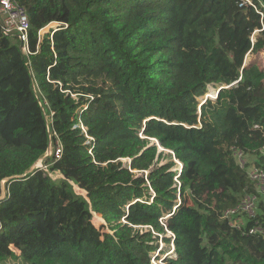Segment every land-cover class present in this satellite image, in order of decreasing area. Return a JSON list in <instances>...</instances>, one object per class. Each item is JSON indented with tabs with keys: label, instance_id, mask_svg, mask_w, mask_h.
<instances>
[{
	"label": "trees",
	"instance_id": "obj_1",
	"mask_svg": "<svg viewBox=\"0 0 264 264\" xmlns=\"http://www.w3.org/2000/svg\"><path fill=\"white\" fill-rule=\"evenodd\" d=\"M19 2L29 53L0 21V192L44 156L49 129L63 146L49 169L63 177L7 183L0 264H155L156 252L164 264H264V236L223 217L256 192L248 169H264V69L244 66L264 52V28L251 41L260 14L239 0ZM209 85L219 94L199 112ZM23 179L31 202L15 199Z\"/></svg>",
	"mask_w": 264,
	"mask_h": 264
},
{
	"label": "built area",
	"instance_id": "obj_2",
	"mask_svg": "<svg viewBox=\"0 0 264 264\" xmlns=\"http://www.w3.org/2000/svg\"><path fill=\"white\" fill-rule=\"evenodd\" d=\"M244 5L252 7L261 16L262 28L256 29L251 36V41L254 44L256 42V33H259L264 28V3L261 0H258V2L256 0H239V6L242 7ZM0 21L2 32L5 35H17L18 39L22 42L23 51L29 53L30 18L27 6L20 3L19 0H0ZM52 23L54 25L50 29L60 25L58 22ZM40 34L42 35V30ZM255 127L258 128L259 126L256 125ZM49 135L50 147L47 152V156L49 157L41 160L36 169L44 171L53 179H57L63 177V175L60 171L55 173L51 172L49 166L52 162L61 158L63 146L54 130L49 129ZM55 136L56 138L53 140ZM235 155L241 167H245L246 159L244 158L243 152L235 149ZM48 160H51V162H47ZM248 174L249 178L255 182L256 192L245 194L235 207L227 208L223 212V217L229 219V224L244 234L264 236V223L260 222V220H255L249 227L247 225L248 221L257 215L260 194L264 195V169L253 165L248 169Z\"/></svg>",
	"mask_w": 264,
	"mask_h": 264
},
{
	"label": "rangeland",
	"instance_id": "obj_3",
	"mask_svg": "<svg viewBox=\"0 0 264 264\" xmlns=\"http://www.w3.org/2000/svg\"><path fill=\"white\" fill-rule=\"evenodd\" d=\"M52 25H54V24H52ZM51 25V26H52ZM50 29V28H49ZM48 29V30H49ZM47 30V31H48ZM47 31H42V35L44 34V33H46ZM257 34L258 33H256V37H257ZM246 63H247V65L248 64H250V63H253V62H256L259 66H260V68H262V69H264V52L262 51V52H257V53H248L247 55H246V57H245V60H244ZM211 88H213V89H216V91H217V86L216 85H209L208 86V90H210ZM216 91H215V95H216ZM207 95H210V92H208V93H206L205 94V97H203V96H200V97H198L197 98V100L198 101H201V102H205L206 103V100H208V99H210V100H212L213 102L214 101H216V97H211V98H206L207 97ZM158 147H159V145H158ZM159 149H161V147H159ZM165 151V153H169L170 151L169 150H164ZM47 157H49V156H47ZM44 158V157H43ZM250 160H253V158H252V156H250V157H248ZM46 159V158H45ZM128 159L127 158H125V159H123V161H127ZM173 160H175V159H173ZM166 161H168V159H166V160H164V162H166ZM39 162H41V159H39V161H38V163ZM175 162L177 163V166L176 167H174L173 169H176V168H179L180 169V167L182 166V163L181 162H178V160H175ZM38 163H36V165H35V167H37V165H38ZM34 167V168H35ZM33 171V170H32ZM31 171V172H32ZM135 172H137V170L135 169ZM22 178H24V177H22ZM25 182V180L23 179V180H21L20 182H17L15 185H14V187L16 188L15 189V199H19L20 201H23V202H31L32 201V199H31V196L27 193V194H23L22 193V190L23 189H25L26 188V183H24ZM255 187H256V185H255ZM257 189V188H256ZM8 191H9V187H7V193H8ZM24 192H25V190H24ZM14 197V196H13ZM259 201H260V203H259V205H258V212L259 213H262V214H264V195L263 194H260V197H259ZM261 204H263V206H261ZM94 223L97 225V227H101L102 225H106V223H104L103 221H99L97 218H96V216H95V218H94ZM162 236H164V237H170L171 236V233L170 232H168L166 235H162ZM173 248L174 247V245L172 244V242H170V243H166L162 238H160V248L161 249H164L165 251L166 250H169L170 248ZM159 252H156V254L155 255H157ZM167 254H169V252L168 253H166V255ZM154 254H153V257H152V262L153 263H155V264H164V260H163V258L165 257V255L164 254H162V253H160V257H157V258H155L156 256H155ZM155 256V257H154ZM20 260H9V262L8 263H6V264H19L20 262H19ZM19 262V263H18Z\"/></svg>",
	"mask_w": 264,
	"mask_h": 264
},
{
	"label": "water",
	"instance_id": "obj_4",
	"mask_svg": "<svg viewBox=\"0 0 264 264\" xmlns=\"http://www.w3.org/2000/svg\"><path fill=\"white\" fill-rule=\"evenodd\" d=\"M247 65V63L244 61V66H246ZM228 87V86H227ZM220 88H226L225 86H222V87H220ZM218 94H219V89H217V91H216V98H217V96H218ZM206 98H208V97H206ZM209 98H211V97H209ZM207 101V100H206ZM205 102H201L200 103V106H199V112H201V105L202 104H204ZM153 141L157 144V145H159V147H161V149L160 150H165V148H163L162 147V145H161V143L157 140V139H153ZM49 147H50V144H49ZM49 147H48V149H49ZM47 152H48V150H47ZM45 153L44 154V158L43 157H41L40 159L41 160H43V159H45L46 157H47V155H48V153ZM170 152H172V151H170ZM39 161V160H38ZM38 161L36 162V163H38ZM36 163L28 170V171H26L25 173H23V174H21V175H14V176H11V177H6V178H4L2 181H1V192H0V201H2V200H4L5 199V197H6V194H7V183L8 182H10V180H14V179H18V178H22V177H24V176H26L28 173H32L35 169H36V167H35V165H36ZM40 163V162H39ZM38 163V164H39ZM35 167V168H34ZM33 170V171H32ZM32 171V172H31Z\"/></svg>",
	"mask_w": 264,
	"mask_h": 264
},
{
	"label": "bare ground",
	"instance_id": "obj_5",
	"mask_svg": "<svg viewBox=\"0 0 264 264\" xmlns=\"http://www.w3.org/2000/svg\"><path fill=\"white\" fill-rule=\"evenodd\" d=\"M53 23H51V24H49V25H47L46 27H44L43 29H42V31H47L50 27H51V25H52ZM177 160V159H176ZM77 187V186H76Z\"/></svg>",
	"mask_w": 264,
	"mask_h": 264
}]
</instances>
